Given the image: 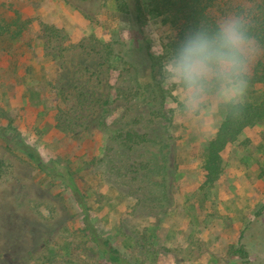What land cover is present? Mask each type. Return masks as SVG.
<instances>
[{
	"label": "rangeland",
	"instance_id": "rangeland-1",
	"mask_svg": "<svg viewBox=\"0 0 264 264\" xmlns=\"http://www.w3.org/2000/svg\"><path fill=\"white\" fill-rule=\"evenodd\" d=\"M139 1L128 12L117 0H0V264H111L69 190L8 147L16 137L70 167L99 232L134 264H264V122L222 150L206 183L221 124L181 120L160 79L166 33ZM256 2L222 0L217 15ZM27 17L19 38L1 33ZM262 95L249 85L247 101Z\"/></svg>",
	"mask_w": 264,
	"mask_h": 264
},
{
	"label": "clouds",
	"instance_id": "clouds-1",
	"mask_svg": "<svg viewBox=\"0 0 264 264\" xmlns=\"http://www.w3.org/2000/svg\"><path fill=\"white\" fill-rule=\"evenodd\" d=\"M254 28L247 10L231 12L188 29L169 51L160 79L165 89L177 90V114L184 123L207 133L242 115L253 65L264 57Z\"/></svg>",
	"mask_w": 264,
	"mask_h": 264
},
{
	"label": "trees",
	"instance_id": "trees-1",
	"mask_svg": "<svg viewBox=\"0 0 264 264\" xmlns=\"http://www.w3.org/2000/svg\"><path fill=\"white\" fill-rule=\"evenodd\" d=\"M128 12H137L139 0H117ZM222 0H150V11L156 17L157 29L160 35L166 33L168 42L165 45L173 50L178 42L184 37L186 31L200 22L211 24L214 22L221 10ZM138 14V13H137ZM255 28L254 32L259 42L264 45V0H257L254 8L249 9ZM31 18L25 22L13 20L16 30L11 28V23L4 27L1 33L7 32L10 38L15 39L21 36V30L28 26ZM136 81H141L138 77ZM264 83V57L258 59L252 68L250 84ZM249 84V85H250ZM255 122H264V95L255 101H247L242 115L237 119H227L221 123L217 133L207 141L203 152L204 169L206 170V183H214L219 180L222 174V150L231 142H234L238 135ZM130 133V132H129ZM140 135L139 133H136ZM132 139V138H130ZM145 140V139H144ZM8 147L22 151L34 165L50 180L61 183L66 187L81 210L82 230L87 238L111 264H134L126 258L121 251L112 245L110 239L104 237L98 230L91 213V208L86 196L80 189L70 167L60 160L51 158L45 160L41 152L29 142L16 137L7 143ZM133 147L132 144L129 145ZM155 166H160L156 156L147 160ZM241 256H246L247 251L243 246L236 249Z\"/></svg>",
	"mask_w": 264,
	"mask_h": 264
}]
</instances>
